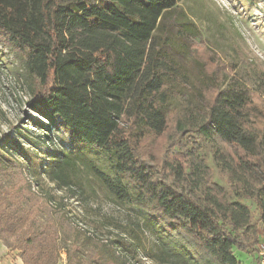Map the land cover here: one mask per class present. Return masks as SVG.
<instances>
[{"label": "trees", "instance_id": "1", "mask_svg": "<svg viewBox=\"0 0 264 264\" xmlns=\"http://www.w3.org/2000/svg\"><path fill=\"white\" fill-rule=\"evenodd\" d=\"M179 1L0 0V67L28 90L29 107L46 122L35 124L61 130L69 144L24 166L80 193L82 174L113 204L134 207V228L150 235L157 264H246L237 253L255 254L258 223L264 232V72L253 90L192 54L206 81L190 95L188 76L157 43ZM168 131L160 162L142 154V142ZM198 137L228 190L213 180ZM17 196L0 189L1 229L28 218ZM26 230L8 244L24 264H58L56 240L38 226ZM66 264L96 263L67 253Z\"/></svg>", "mask_w": 264, "mask_h": 264}, {"label": "rangeland", "instance_id": "2", "mask_svg": "<svg viewBox=\"0 0 264 264\" xmlns=\"http://www.w3.org/2000/svg\"><path fill=\"white\" fill-rule=\"evenodd\" d=\"M168 17H174L175 22L164 21L157 31V43L188 76L190 95L195 97L196 85L206 81L192 54L205 61L209 70L234 75L251 89L257 88L255 73L264 72V0H180ZM256 95V102H260ZM29 100L28 90L6 66L0 67V189L9 194L17 191L15 204L28 217L16 230L12 226L0 228V239L14 245L24 230L38 226L45 238L55 239L60 246L58 264H66L67 253L96 264H157L148 256L150 235L134 228L140 219L134 207L113 204L82 174L76 177L84 187L80 193L79 185L59 188L45 176L36 178L28 173L24 165L31 157L44 164L56 147L69 146L61 130L48 131L35 124L46 122L29 107ZM168 133L142 142V154L160 162L167 151ZM198 139L213 180L228 190L226 174L214 163L210 145ZM242 202L256 215L252 203ZM258 236L255 254L237 253L243 263L256 264V257L264 255L261 223Z\"/></svg>", "mask_w": 264, "mask_h": 264}, {"label": "crops", "instance_id": "3", "mask_svg": "<svg viewBox=\"0 0 264 264\" xmlns=\"http://www.w3.org/2000/svg\"><path fill=\"white\" fill-rule=\"evenodd\" d=\"M0 264H24L20 250L9 246L0 239Z\"/></svg>", "mask_w": 264, "mask_h": 264}, {"label": "built area", "instance_id": "4", "mask_svg": "<svg viewBox=\"0 0 264 264\" xmlns=\"http://www.w3.org/2000/svg\"><path fill=\"white\" fill-rule=\"evenodd\" d=\"M260 264H264V255L261 256Z\"/></svg>", "mask_w": 264, "mask_h": 264}]
</instances>
